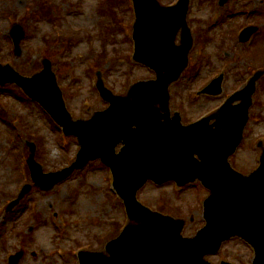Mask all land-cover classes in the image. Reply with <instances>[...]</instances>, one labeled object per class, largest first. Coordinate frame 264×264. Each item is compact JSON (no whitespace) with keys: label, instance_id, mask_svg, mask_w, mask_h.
Instances as JSON below:
<instances>
[{"label":"rangeland","instance_id":"374dc122","mask_svg":"<svg viewBox=\"0 0 264 264\" xmlns=\"http://www.w3.org/2000/svg\"><path fill=\"white\" fill-rule=\"evenodd\" d=\"M131 1L0 0V62L32 76L43 69V59H50L68 109L75 119L88 120L108 107L96 88L98 71L118 94H127L137 81L155 78L151 69L133 60ZM218 3L191 0L189 22L197 39L184 78L171 86L172 108L186 122L214 110L264 69V29L250 47L237 38L248 25L264 28V0H229L224 7ZM227 8L243 14L236 11L227 16ZM17 23L26 33L18 57L10 36ZM223 68L227 69L223 94L197 97L205 80ZM28 99L15 84L0 87V264H9L10 256L19 251L25 252L20 264H79L80 250H104L127 223L124 204L112 189L111 170L97 161L53 190L34 188L14 212L5 215L8 202L26 182H32L27 176L20 183L25 179L24 156L30 154L27 140L37 143L36 158L46 172L69 166L80 150L76 137L66 136L38 103ZM254 99L245 141L232 158L244 172L259 164L261 149L256 143L260 137L264 140V77ZM198 185L178 189L173 182L164 186L151 182L138 198L154 210L186 219L184 234L194 236L205 225L202 202L209 195ZM253 258V250L239 238L209 257L214 264L224 260L251 264Z\"/></svg>","mask_w":264,"mask_h":264},{"label":"water","instance_id":"95a60500","mask_svg":"<svg viewBox=\"0 0 264 264\" xmlns=\"http://www.w3.org/2000/svg\"><path fill=\"white\" fill-rule=\"evenodd\" d=\"M134 1L135 59L155 69L157 80L139 82L128 95L115 96L100 79L98 87L111 107L96 113L91 120L72 119L50 60H44V70L33 77L22 76L10 65L0 64V86L18 84L68 134L78 136L82 146L78 161L71 167L44 174L43 167L35 160V147L30 144L33 179L48 191L91 160L102 158L112 167L115 187L125 200L130 220L137 224L131 222L119 238L107 244L106 252L82 251V264H211L205 257L218 252L222 243L234 236L254 246V264H264V153L261 166L248 176L232 169L228 162L243 140L252 95L262 72L230 98L217 115L183 126L179 115L170 117L169 86L188 66L193 46L187 24L190 0H180L171 7L161 6L157 0ZM227 1L222 0L221 4ZM181 28L182 45L176 46ZM256 31V27L245 29L241 41H248ZM12 36L20 55L23 28L16 25ZM222 81L223 77L216 79L205 92L221 93ZM236 100L242 103L234 106ZM213 118L216 122L211 125ZM121 142L125 147L116 154ZM150 179L158 184L176 180L180 185L200 179L211 190L205 204L207 225L195 237L182 235L185 220L154 212L138 201L139 189ZM31 189L32 186H27L10 209ZM23 254L13 256L11 264H18Z\"/></svg>","mask_w":264,"mask_h":264}]
</instances>
